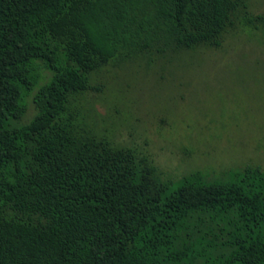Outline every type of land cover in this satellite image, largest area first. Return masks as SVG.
<instances>
[{
    "label": "trees",
    "instance_id": "1",
    "mask_svg": "<svg viewBox=\"0 0 264 264\" xmlns=\"http://www.w3.org/2000/svg\"><path fill=\"white\" fill-rule=\"evenodd\" d=\"M236 20L262 17L247 0H0V264H264L258 165L170 188L78 104L106 64L217 48Z\"/></svg>",
    "mask_w": 264,
    "mask_h": 264
},
{
    "label": "rangeland",
    "instance_id": "2",
    "mask_svg": "<svg viewBox=\"0 0 264 264\" xmlns=\"http://www.w3.org/2000/svg\"><path fill=\"white\" fill-rule=\"evenodd\" d=\"M217 48L131 55L89 74L79 96L89 135L145 154L174 188L194 170L208 177L247 164L264 171V0H247ZM23 121L34 113L25 98ZM87 133V132H86Z\"/></svg>",
    "mask_w": 264,
    "mask_h": 264
}]
</instances>
